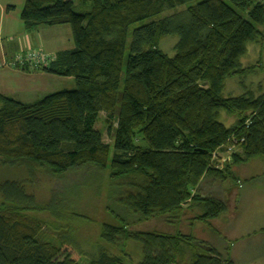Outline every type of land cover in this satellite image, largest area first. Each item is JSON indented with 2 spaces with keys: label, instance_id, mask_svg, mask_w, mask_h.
Instances as JSON below:
<instances>
[{
  "label": "trees",
  "instance_id": "16d2710c",
  "mask_svg": "<svg viewBox=\"0 0 264 264\" xmlns=\"http://www.w3.org/2000/svg\"><path fill=\"white\" fill-rule=\"evenodd\" d=\"M23 2L25 31L68 26L73 48L52 53L41 71L75 87L31 103L0 94V160L57 179L77 167L106 176L110 222L85 257L64 223L84 221L71 202L60 194L37 200L30 176L0 180V264H123L129 242L140 250L136 264H233L181 227L225 210L218 198L192 195L202 178L234 180L232 166L264 159V93L223 95L226 80L255 73L240 59L264 39V1ZM166 37L177 39L172 56L160 50ZM100 112L111 147L95 128ZM224 144L239 150L219 167ZM39 214L64 223L53 225L61 228L55 242L39 238ZM152 220L172 231L129 228Z\"/></svg>",
  "mask_w": 264,
  "mask_h": 264
},
{
  "label": "rangeland",
  "instance_id": "374dc122",
  "mask_svg": "<svg viewBox=\"0 0 264 264\" xmlns=\"http://www.w3.org/2000/svg\"><path fill=\"white\" fill-rule=\"evenodd\" d=\"M16 1V0H15ZM20 1L18 10L21 11L23 6V0ZM17 4V3H15ZM17 13V12H16ZM171 14V11L162 13L158 18L165 17ZM17 15L15 14V19H10L11 23L17 24ZM7 18L0 17V23L5 24ZM58 29H69L68 26H60ZM33 30L31 32H34ZM62 33V32H61ZM62 36V35H61ZM60 36V37H61ZM9 40L16 41L17 36L13 37L11 35ZM64 44L61 48H68L70 42L69 38L64 37ZM177 39L175 37H166L160 43V50L168 56L174 54L173 46ZM39 49V48H37ZM42 50V49H41ZM45 51V50H43ZM48 52V51H45ZM49 53V52H48ZM240 62L244 67L254 66L255 73L243 78H232L225 81V88L223 90L224 97L229 96H239L245 92H252L255 94L264 93V39L260 43H251L247 45V50L245 55L240 59ZM1 64V62H0ZM37 71V70H34ZM38 71H41L40 69ZM31 72V71H30ZM234 80V81H233ZM75 84L71 78H59L52 80L48 83L47 91L43 94H39L37 99L40 97L61 91V90H72ZM35 99V100H37ZM105 113L100 112L98 119L95 123V128L98 130L102 136V141L111 147L112 138L107 134L108 125L105 123ZM228 121L230 119L228 118ZM220 122L223 121L220 119ZM225 124V123H224ZM227 125V124H226ZM111 132L113 131L115 124L112 122L110 124ZM238 147L232 146L230 144H224L218 151L216 158L219 167L225 164H230L231 154L233 151H238ZM239 165L232 166L238 167ZM246 169L252 171V175L259 174L264 175V159L252 160V166H245ZM231 169V170H232ZM32 178V189L37 200L41 202L47 201L51 194H60L64 197L66 202H71L70 210L82 215L84 221L82 223H76V221L65 220L64 223L72 228V237L76 241L77 248L80 250L85 257L93 255L96 246L100 243L98 241L99 227L104 222H110V218L106 213V205L110 204L106 201V190H107V178L102 176L97 178L92 172L91 168H75L65 176L60 179L50 176L44 171L36 170L34 173H28L27 168L23 164H8L0 160V180L4 179H15V180H25L26 177ZM233 176V173H232ZM263 179V178H260ZM260 182V181H259ZM264 184V182H261ZM259 185V184H258ZM254 187V186H253ZM252 187V216H254L258 221L264 223V187L260 194H255L258 192ZM249 187L245 189V193H248ZM64 201V202H65ZM46 225L40 227L39 238L41 240H48L55 242L57 236L60 235L61 228L54 229L53 225L63 226L64 223H56L54 218L47 214L38 215ZM257 222L253 223L254 226ZM58 227V226H57ZM257 227V226H255ZM131 230H157V231H172V229L165 227L161 222L157 220H152L146 223L134 224L129 227ZM181 231L184 233L186 231V225L181 227ZM260 234V233H259ZM127 253L130 255V261L123 259V264H136L140 258L139 247L134 243H128L126 247ZM112 252H115L113 250ZM264 259V232L263 234H253L252 235V264H262ZM83 260V259H82ZM83 263V262H80ZM264 264V263H263Z\"/></svg>",
  "mask_w": 264,
  "mask_h": 264
},
{
  "label": "crops",
  "instance_id": "0c3cea01",
  "mask_svg": "<svg viewBox=\"0 0 264 264\" xmlns=\"http://www.w3.org/2000/svg\"><path fill=\"white\" fill-rule=\"evenodd\" d=\"M19 3L18 0H0V17L1 19L6 17L8 20L4 25L0 23V62L9 60L15 53L28 48H39L49 53L73 48L69 29H58L60 26H41L34 32L25 31L19 19L20 10L17 8ZM15 14L18 18L16 25L10 22V19H15ZM11 35L17 36V40H9ZM64 37L69 38L68 48H64L65 46L61 48L65 41ZM56 78L57 76L38 70L26 72L0 67V94L23 103H31L39 94L45 93L48 83ZM250 165L252 166V160L233 167L234 180L226 178L222 181L210 176L202 178L192 191V195L196 193L218 198L224 202L225 210L207 223L195 221L191 226L185 223L184 233L209 243L220 253H227L233 264H252V235L264 232L263 221L261 223L252 216V187L258 191L253 193L254 197L255 194H260L264 187V184H261L264 182V175H252V171L245 167ZM247 186L249 194L245 193ZM255 222L257 223L252 226ZM261 261L264 263V259Z\"/></svg>",
  "mask_w": 264,
  "mask_h": 264
},
{
  "label": "built area",
  "instance_id": "2783aa9c",
  "mask_svg": "<svg viewBox=\"0 0 264 264\" xmlns=\"http://www.w3.org/2000/svg\"><path fill=\"white\" fill-rule=\"evenodd\" d=\"M53 58L54 55L52 53L45 52L41 49L28 48L15 53L9 60H3L0 67L28 71L41 70L47 67Z\"/></svg>",
  "mask_w": 264,
  "mask_h": 264
}]
</instances>
